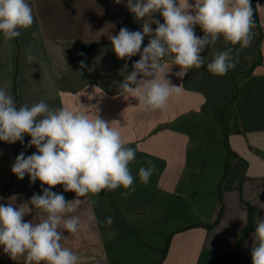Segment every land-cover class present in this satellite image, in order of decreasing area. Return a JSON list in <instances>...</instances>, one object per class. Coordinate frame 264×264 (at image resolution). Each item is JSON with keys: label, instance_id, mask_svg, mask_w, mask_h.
Masks as SVG:
<instances>
[{"label": "crops", "instance_id": "obj_1", "mask_svg": "<svg viewBox=\"0 0 264 264\" xmlns=\"http://www.w3.org/2000/svg\"><path fill=\"white\" fill-rule=\"evenodd\" d=\"M26 2L32 8L33 25L18 29L21 34L14 39H5L0 32V88L14 97L17 108L41 99L50 109L80 107L81 103L89 113L118 122L126 146L136 150V159L129 165L136 178L135 191L126 198L122 187L80 197L83 203L69 215L81 217V231L69 234L60 229L67 238L61 243L74 250L79 264H111V260L155 264L168 236V249L160 264H252L256 221L264 219V0H255L263 32L259 45L262 62L239 84L234 108L240 132L229 136L237 156L220 187L221 216L210 227L205 223L214 221L220 206L217 184L226 149L218 121L206 111L229 100L230 76L253 62L255 28L251 45L243 50L223 37L205 46L201 52L204 65L187 70L182 78L176 75L181 68L172 62L173 56L162 58L164 70L159 75L180 86L181 92L169 98L164 110L145 111L138 99L125 100L127 94L120 87L140 55L118 59L110 41L122 27L142 31L144 21L129 12L127 0ZM152 19L163 23L158 12ZM156 26L151 23L153 30ZM195 32L198 37L204 35L198 25ZM150 38L151 34L145 36L141 51ZM228 50L234 61L238 58L236 67L224 76L208 72L207 63ZM29 54L36 57L32 63L26 59ZM151 78L138 75V81ZM30 139L25 135L23 143L0 141V204H27L24 220L37 221L39 210L29 201L48 186H41L38 180L30 184L27 175L20 180L11 171L21 152L28 156L37 151L35 146H27ZM147 161H152L154 171L144 185L138 173L140 167L148 166ZM51 191L69 201L76 198L62 185ZM14 196L17 199L13 201ZM249 210L253 229L237 254L236 242ZM91 212H95L97 223L87 221ZM107 217L113 219L111 225L104 223ZM198 223L201 225H195ZM0 264H24V258L13 261L0 247Z\"/></svg>", "mask_w": 264, "mask_h": 264}, {"label": "clouds", "instance_id": "obj_2", "mask_svg": "<svg viewBox=\"0 0 264 264\" xmlns=\"http://www.w3.org/2000/svg\"><path fill=\"white\" fill-rule=\"evenodd\" d=\"M126 7L136 20L144 21L142 31L122 27L118 34L110 36V41L118 59L140 55L133 65L134 71L120 87L127 94L125 100L138 99L145 111L164 110L169 98L181 92L180 86H173L159 75L164 70L160 61L165 56H173L172 62L181 68L176 75L182 78L187 70L204 65L201 52L221 37L233 46L239 44L241 50L253 40L251 0H194L191 4L189 0H127ZM157 12L163 23L153 21L152 14ZM152 22L157 25L154 30ZM33 23L32 8L26 0H0V32L5 39L20 36L18 29H27ZM197 25L203 37L196 35ZM149 34L152 38L141 51ZM26 59L32 63L36 57L29 54ZM237 63L238 58L234 61L230 50L221 51L207 63V70L224 76ZM138 75L152 78L138 81ZM117 124L89 113L81 103L80 107L50 109L41 99L31 106L24 104L17 108L14 97L0 88V141L23 143L28 135L31 139L27 146H35L37 150L28 156L21 152L11 171L20 180L27 175L30 184L38 180L41 186H48L43 188L42 195L34 194L29 201L39 210L37 221L24 220L27 204L19 207L13 203L0 204V247L11 260L23 257L24 264H79L80 257L61 243L67 238L60 230L69 234L81 231V217L69 215L83 203L79 198L120 187L126 190L122 193L125 198L135 191L136 178L129 165L136 159V150L126 146ZM147 165L140 167L138 173L144 185L154 171L152 161H147ZM58 185L65 192L75 193L76 198L69 201L63 194L51 191ZM87 221L97 223L95 212L87 216ZM113 222L111 217L104 221L107 225ZM250 255L252 264H264V219L256 221Z\"/></svg>", "mask_w": 264, "mask_h": 264}, {"label": "trees", "instance_id": "obj_3", "mask_svg": "<svg viewBox=\"0 0 264 264\" xmlns=\"http://www.w3.org/2000/svg\"><path fill=\"white\" fill-rule=\"evenodd\" d=\"M251 3H252L253 10H254V22H255L254 28L257 32L255 58L249 67H247L246 69H244L238 73H234L230 76L231 96H230L229 100L226 101L225 103H223L222 105L212 109V110L206 111L209 114L213 115L216 118V120L218 121L220 128H221V132H222L223 143H224V146L226 149V153H225V157H224V161H223L222 176H221V178L217 184L218 202L220 203V206H219V209H218V212L216 214L214 221L211 223H205L206 227H210L213 224H215L221 216L222 198H221L220 187H221L222 181L225 179V177L227 176V174L229 172L231 160L235 156H237L236 152H234L232 150V148L229 144V136L232 133L240 132L238 115H237L236 110L234 108V102L238 96L239 84L244 78H246L248 75H250L253 72V70L255 69V67L258 64H260L262 62V54L260 52L259 45H260V42H261L262 37H263V32H262V27H261L259 20H258L255 0H251ZM193 225L194 224H192L190 226H193ZM195 225H201V223H198ZM252 229H253V215H252L251 210H249L246 225L242 229V232H241V234H240V236L236 242V253L237 254H238L241 246L244 244V241L246 240L248 234L252 231ZM169 238H170V236H168L166 238L163 246L160 248V250H159L160 257H159V260L155 264H160L161 261L163 260L165 254L167 252V249H168ZM116 264H119V263H116Z\"/></svg>", "mask_w": 264, "mask_h": 264}, {"label": "rangeland", "instance_id": "obj_4", "mask_svg": "<svg viewBox=\"0 0 264 264\" xmlns=\"http://www.w3.org/2000/svg\"><path fill=\"white\" fill-rule=\"evenodd\" d=\"M74 251V250H73ZM117 262H114L113 260H111V264H116ZM120 264V263H119Z\"/></svg>", "mask_w": 264, "mask_h": 264}]
</instances>
